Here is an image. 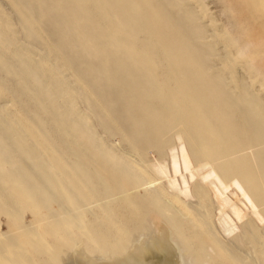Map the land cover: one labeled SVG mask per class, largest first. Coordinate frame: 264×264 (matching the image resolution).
<instances>
[{"label": "bare ground", "instance_id": "obj_1", "mask_svg": "<svg viewBox=\"0 0 264 264\" xmlns=\"http://www.w3.org/2000/svg\"><path fill=\"white\" fill-rule=\"evenodd\" d=\"M160 1H162V0H160ZM56 2L62 4V6L64 7V9L62 11L64 14V15L62 14V20H61V18L57 19V16H56V4L57 3ZM162 2H159L157 0H11V3H12L11 5H13V8L15 10L16 21L20 26L21 33L23 34L22 39H24V41L28 42V43H27V45L22 46L23 48L18 43L14 44L12 36L10 34L7 35V33H6L7 27H4V25L2 23V17L0 16V52H3L1 54L4 55L5 54L4 52H7L6 50H4L5 44L6 45L7 44L8 45L13 44V46L11 47L12 49H10V51L13 53L11 55L9 54L8 56H6V60L9 58L10 62L4 60L3 56L0 55V69L7 70L6 72L9 75H11L14 79H16V81L13 79V82L14 81L16 82V84L18 86L17 89L21 92L24 99L31 103L30 105H31L32 109H30V110L32 112L28 111V109L25 110V113L28 116H30V114H31V115L36 116V117H33L34 119L37 118L38 120L39 119L53 120V122H54L53 123L54 124L53 130H55L57 128V130H59L63 135H69V136L74 137V133H73V128H74L73 124L74 123L72 121L75 118L77 119L79 117V116L77 117V115L80 114V113H78L77 105H76L77 108H75V105L73 107L71 102H70L71 98L68 101L67 98L69 96L67 97L65 95L68 93L62 92L61 96L65 95V97L63 96L65 99L64 100L61 99V100H59V102L65 101L63 107L64 108L66 107L65 109H67V107H68L67 110H69V112H67V113H69L71 116L69 118V120H70L69 123H65L62 121L63 117L60 116V113L56 109V106L53 105L55 100H56L55 98H57V96L60 94V92L62 90V89L60 90V88L58 87V84H60V78H58L56 76V73L58 74V72H57L58 70L56 71V60H58L57 59L58 57L60 59V55H62V54L67 55V56L72 55L71 57L68 56L69 61H68L67 65H64L65 66L64 69H67V70L73 69V71L79 70V71H81L80 73L83 72V73H87V74H90L91 70L95 69L97 74L98 73L99 74L98 75L95 74L92 76L86 75V82L89 84L88 86H89V88H91L90 90H92L94 93L96 92V93L100 94V96L103 99H105L106 102L108 101L110 104H113L114 102L115 103L118 102V101H114V99L116 98V95H113L111 92H108L109 89L104 91V88H103L104 92H101V90L99 88L100 85L102 84L103 86H105V84L107 85L108 82H111V84L110 83H108V84L112 85V83H114L112 85L113 90H115V88H118L119 89L118 91H120V89L122 91L123 86H121V85L124 82L121 80V83L122 82L123 83L120 85L117 83L116 79L115 80L111 79L110 75L111 74L116 75L118 73L117 75H119L121 77L122 75H124V73L127 74L126 65L128 67H131L132 71L137 69V70H135L134 74H136L138 72H140V74H142L143 71L145 73L146 70H144L145 69L144 67L147 65V63L149 61H148V59L145 60L144 57H140V54L148 55V54H151L152 52H156V55H157V53L160 52L161 54L162 53L169 54V56L170 55L172 56V54H174L176 56L175 59H177V58L180 59V57H179L180 55L177 56V53H181V57H182V54L188 55L187 57L185 56L184 59L181 58L182 60H180V61L175 60L173 57H171V59L172 58L173 59L170 60V62L168 64H166L165 68L167 70H164V75H162L163 78H161V81L157 80L158 82L155 83V85L152 84V85H154L155 90H148L144 94V97H148L151 94H153V96L155 94L157 97H159L158 101L162 102L164 109H166V111H169L172 116L169 114V112H168V114L172 117L173 120L176 121V122H174L172 120L174 122V124L176 123L175 125H173V124L172 125L175 128H177L178 131H180V132L176 133L175 139L173 138L175 140V143H173V144L170 143L167 146V149H166L167 152H165V153H167V157H166L167 160L166 161L164 159L163 160L159 159L158 161L156 160L157 162L152 163L150 165H149V163H146V162L144 163V164H147L148 169L153 174L156 175L157 179H160V180L163 179L165 181L164 185L160 184L157 187H155L156 185L153 184V183H156L157 181L156 182L151 181V180L148 181L146 183L147 186L144 187V189L148 190V197L147 198H149V199L154 198L155 199V197H157V196H160L159 198H161V196H164V198H167V199L169 198L167 200L168 202H170V201H174L176 203L181 202L182 208H184L185 205L187 206V204L184 202V199L194 198L195 193L198 195L200 194L199 192H201V191L193 192V190H192V185H198L199 183H197L196 181L197 180L200 181V184L208 187L207 197H210L211 202L213 203V205L216 206V209H215V211L217 212V219L216 220H217L218 224L221 226V229L225 234H230L237 229V225H236V222L234 220L238 221V220H241V218H243V217L247 218V220L244 222V225L242 227L243 228L242 231L247 230L246 234H248L247 237H249V238H247V240L251 246V251L253 252V255H255L259 259L258 264H264V103L257 99L256 95H258V94H256L254 92L257 90H251V92L252 91L254 92V93H251L247 90V89L250 90V88H246L245 86H243L244 83L239 84L238 83L239 81L237 82V80H235V77H237V76L234 77L233 71H229L230 78H231L229 81V82H231L229 88H224L223 85H221L222 88H219L218 84H217V86L215 85L212 87L213 89H210L207 91V86H205V83L202 82L201 78L196 77L195 75H194V77H192L193 79H195V81L193 79H192V81H190V78H187V81L184 80L185 78L173 81L172 78L175 79L178 77L177 75H176V77L174 76V74H177V73H174L173 71L177 70L178 72H183L184 70L190 71V69L194 68L193 73L195 74L197 72H201L200 68H203L202 66H205L204 63L207 61H203V63H200L198 61L191 59L193 52H188V50H190V49H189V47H187L188 44L186 43L187 42L186 36H188L187 35L188 30H186L187 28L184 29L183 28L184 23L181 22V19L177 18L173 15L174 10L171 12V10L168 6V3H165V2L162 3ZM186 2H188V1H186ZM170 5H172V4L170 3ZM175 6H177V5H175ZM13 8H12V10H13ZM240 8H242V7H240ZM185 9H187V8H185ZM189 9H193V8L189 7ZM182 10H184V9H182ZM182 10L180 9V12L185 13ZM58 11H59V9H58ZM239 11L241 12V10H239ZM227 12H229V11L227 10ZM59 13H60V11H59ZM182 13H180V14H182ZM192 13H193V11H192ZM229 13H231V12H229ZM63 16H64V18H63ZM197 16L199 17V15H197ZM236 18H238V17H236ZM232 19H234V18H232ZM59 21H61V22H59ZM233 23H234V21H233ZM165 24H166V26H165ZM261 24H263V22ZM233 25L231 23V26H233ZM252 27H254V26H252ZM200 28H202V27H200ZM215 28H216V25H215ZM44 30L49 32V36H51V40H48L45 37ZM210 30H211V28H210ZM190 32H192V31L190 30ZM140 33L143 36H141V41L140 40L138 41L137 36ZM248 34L250 36L252 33L251 34L248 33ZM245 35H246V33L244 34V36ZM30 36H33L37 42H40L41 44L44 45V48H42V51H36V49L34 48L35 46H33V44L35 42L34 43L32 42V45L29 44L28 40H29ZM206 36H207V34H206ZM212 36H213V34H212ZM246 37H248V35ZM242 38H245V37H242ZM242 38H241V40H242ZM253 38H254V36H253ZM204 41H206V40H204ZM224 42H225V40H224ZM239 42H241V41H239ZM35 44H37V43H35ZM226 44H227V42H226ZM212 45H213V42H212ZM200 46H201V44H200ZM223 46H225V45H223ZM203 48H205V49H203L205 51L206 47H203ZM200 51H201V49H200ZM208 51H210V50H207L205 53H207ZM203 52H199V53L203 54ZM90 54L91 55L94 54V56L87 57V56H91ZM189 55H191V56L189 57ZM219 55H221V54H219ZM224 57H222V58H224ZM50 58H52L51 60H53L52 61L53 63L52 62L50 63V61H49ZM91 58L93 60H92V62H89L88 60H90ZM218 58H220V57H218ZM201 60H202V58H201ZM204 60H205V58H204ZM178 62H179V65H178ZM17 63H19V64H17ZM208 63H207V65H208ZM217 63H219V62H217ZM223 63L224 62L222 61V64ZM62 64H63V62H62ZM201 64H202V66H201ZM219 64H221V63H219ZM227 64H229V63H227ZM109 66H111V67H109ZM150 66L152 67V65H150ZM219 66L222 67V65H219ZM220 69L222 70V68H220ZM223 69H224V67H223ZM237 70H238V68H237ZM170 72H173L174 74L171 75ZM216 72H215V74H216ZM237 72H239V71H237ZM92 73H93V71H92ZM140 74L138 73L139 76H140ZM154 75H156V74H154ZM213 75H214V73H213ZM216 75L219 76L218 77L219 79L221 78L220 77L221 73L219 71H218V74H216ZM223 75H225V74H223ZM4 76L7 77L8 75L4 74ZM131 76H133V75H129L130 78H132ZM73 77H75V76H73ZM129 77H127V78H129ZM76 78H77V76H76ZM108 78H110L109 81H108ZM116 78H118V77H116ZM127 78H126V80H127ZM134 79H135V77H133L132 83H134V81H138V80H136V79L134 80ZM149 79H151V78H149ZM226 79H228V78H226ZM237 79H238V77H237ZM171 80L173 82H171ZM1 81H3V80H1ZM150 81H152V80H150ZM65 82H67V81H65ZM168 82H170L171 84H169ZM213 82H215V81H213ZM217 82H218V80L216 81V83ZM119 83H120V80H119ZM132 83H131V85H132ZM190 83H192V85H190ZM128 84L130 85V82ZM196 84H198V85H196ZM65 85L62 86V88L65 87ZM137 85L139 86L138 89L140 92L142 91L141 89L147 87V86L144 87L143 85H140L139 83H137ZM260 85L261 86L264 85V82L261 80H259V87H260ZM0 86H1V84H0ZM70 86H71V84H70ZM128 86H127V88H129ZM134 86H136L135 83H134ZM132 87H133V85H132ZM4 88H6V85ZM127 88L123 89L124 92L123 91L122 92L126 93V90H127V93H128V90L131 88H129V89H127ZM66 89H67V87H66ZM78 90H80V88ZM90 90H89V92H91ZM139 91L135 92L134 94L140 93ZM233 91H236V92L233 93ZM68 92H69V90H68ZM0 93L3 94L2 92H0ZM16 94H17V90L14 91V95H16ZM84 94H85V91H84ZM129 94H130V92H129ZM134 94H130V95L135 96ZM140 94H142V93H140ZM224 95L225 96L228 95V96H226L228 100L226 98H223V97H225ZM16 96H18V95H16ZM123 96L125 97L126 95L124 94ZM156 96H154V97H156ZM207 96L209 99H207ZM10 97L12 98L14 96H10ZM10 97H9V99H10ZM76 97H73V99ZM113 97H115V98H113ZM124 97H123V99H124ZM141 97H143V96L141 95ZM259 97L261 98V96H259ZM82 98L83 97H81V99ZM84 98H87V97H84ZM128 98L129 97H127V99ZM136 98L138 99V96ZM263 98H264V95H263ZM93 99L95 100V98H93ZM137 99H136V101H137ZM12 100H13L12 103H14V102L17 103V101L19 99H17V100L12 99ZM210 100H211V102L209 103ZM111 101H114V102L111 103ZM140 101H142L143 103H146V100L145 101L140 100ZM140 101L138 99L137 103L141 104ZM148 101H150V100H148ZM175 101L179 105L180 104L182 105L181 108H183V111L179 112L180 108H179V106H177L178 104L176 105L177 107L172 106V105L176 104ZM262 101H263V99H262ZM82 102L85 103L83 100H82ZM128 102H130V101H128ZM128 102H127V105L129 104ZM3 103L0 104V112L3 111V113H4V111H5V114H3L1 112L2 115L0 116V149L4 150L5 152H8L10 149H11V151L12 150L17 151V153L20 156L19 157L20 159L18 160L15 157L18 160V165L16 164L17 166L14 168L16 171V173L14 175L11 176L10 174H8V172L10 170L8 172H6L7 170L6 171L3 170L5 172V174L3 176H0V200L3 203L10 205V206L16 200L17 201L18 200H23V201L33 200L34 196H36L37 193L42 192L44 189H50L51 186L55 185V183H56L55 176L60 175V173L62 175L59 177H61V179L63 181L66 179L65 176L74 180L75 176H76L75 166L73 164L70 165L68 162H62L60 159L62 154L59 157L60 153L59 154L57 152L55 153L54 152L55 149L51 148L52 146L45 145V151L41 152L40 149H39L40 151L37 149V151H38L37 153H33L31 151H28V149H25L26 146L23 145V143L19 137L25 136V135H27V133L24 132V129L22 128V126H21V128L18 127L20 124L19 125L15 124V125H17L15 127L14 124H12L8 121L10 119V114H9L10 112H7V111L12 110L10 108L12 106L9 107L8 103L7 104H5V103L3 104ZM118 103H116V104L118 105ZM121 103H122V101L120 102V104ZM131 103L133 104V102H131ZM20 104H18V105H20ZM73 104H76V103H73ZM99 104L97 103V105H99ZM105 104H107V103H105ZM116 104H114L115 107H116ZM120 104H119V109H120ZM132 104L129 106H132ZM22 105L23 104H21V106ZM61 105H63V103H61ZM84 106L87 108V106L85 104H84ZM18 107H20V106H18ZM23 107L25 108V106H23ZM100 107L102 108V106H100ZM109 107L107 106V108H109ZM115 107H112V109H110L111 108L110 107L109 109H110V111L113 110V111H115V113H118V111H117L118 106L114 110ZM123 107H124V105H123ZM61 108H62V106H61ZM109 109H108V111H109ZM131 110H134V109H131ZM142 110H144V109L142 108ZM119 111H122V109H120ZM18 112H19V110H18ZM22 112H24V111H22ZM80 112H82V111H80ZM93 112L94 111H92V113ZM132 113H133V111H132ZM132 113L131 114L129 113V114L132 115ZM105 114H107V113H105ZM112 114H114V113H112ZM129 114H128V116H130ZM41 115H45V116H41ZM83 115H81V116H83ZM137 115L140 116L139 114H137ZM116 116H119V118L121 117L119 114H117ZM22 117H24V115H22ZM83 118H84V116H83ZM119 118H117L119 120L117 122L118 123L122 122L123 127L126 126L125 129L127 128L126 130H127L128 135L137 139V142H136V139L134 140V142H136L137 146L142 145V142L144 141L145 136H147L149 134H151L150 136H153V134L151 133L152 130L150 128V126H151L150 123H152V122L149 119H148L149 123H147V124L144 123L143 126H140V129L136 130L134 128V125L130 124V123H132L130 121L131 116H130V119H129V117L125 119V120L129 119L128 120V121H130L129 123H127L128 121L123 122L122 121L123 119H119ZM153 119H154V117H153ZM15 120L16 119H14V121ZM17 120L20 121V119H18V117H17ZM155 120L156 121L159 120L158 117H155ZM160 120H162V119H160ZM30 121H31V119H30ZM77 121H76V123H77ZM108 121L111 122V120H108ZM15 122L17 123V121H15ZM24 122H27V121L25 120ZM34 122H35V120H34ZM78 122H80V121H78ZM139 122H140V120H139ZM100 123H101V120H100ZM154 123H153V125H154ZM126 124H128V126ZM113 125H114V122H113ZM130 125L132 126L131 128H130ZM25 126H26V123H25ZM154 126H156V125H154ZM28 127H29L28 130L29 129L33 130V132L37 135V138H38V136H40V138H41L42 135L47 136V134L44 133L45 131L43 128L44 127L43 124H38L35 122V123H33V125H29ZM114 127H116V125ZM118 128L119 127H117L116 129L118 130ZM103 129H104V127H103ZM116 129H115V131H116ZM137 133H143V134L139 135ZM107 134H108V132H107ZM136 134L140 137H136ZM119 135H122V134H119ZM93 137H94V135H93ZM149 137H147V138H149ZM151 138H155V137H151ZM157 138H158V136L156 137V141H154V144H155V142H157ZM43 139H44V137H43ZM95 139H93V140H95ZM122 139H125V138L123 137ZM145 139H146V137H145ZM150 139H149V142H150ZM74 140H76V139L74 138ZM127 140H126V142H127ZM47 141H49V140H47ZM47 141H44L45 144ZM63 141L66 142V140H63ZM97 142H100V141H97V139H96V144H97ZM30 143H31V141H30ZM74 143L80 151L83 149V153L89 154V151H87L85 148H83V145H81L77 141H74ZM40 144H43V143H40ZM52 144H53V142H52ZM103 144H105V143L103 142ZM132 144L134 146V143H132ZM143 144H145V143H143ZM99 145H101V143ZM99 145H98V148H100ZM101 146H103V145H101ZM53 147L55 148V146H53ZM162 147H163V145H162ZM103 148L101 149V151L105 150V147H103ZM56 149H57V147H56ZM137 149H135V150L137 151ZM70 150H71V148H70ZM128 150H129V148H128ZM57 151H58V149H57ZM73 152H74V150H73ZM103 152H105V151H103ZM106 153H107V151H106ZM125 153H127V152H125ZM131 153H133V152H131ZM85 156H88V155H85ZM71 157H73V156H71ZM106 157H107V155H106ZM49 158L50 159L52 158L59 163V164L52 165V170H48V166H49L48 163H50ZM133 158H134V156H133ZM159 158H161V156H159ZM89 159H92L91 155L89 156ZM192 159H196V164H193ZM103 161H105V160H103ZM73 162H75V161H73ZM77 162H78V160H77ZM237 162H242V164L237 163ZM243 162H245V163H243ZM6 163H8V162H6ZM9 164H11V163H9ZM9 164H8V166H9ZM91 168H96V167H91ZM196 168H202V170L200 172H198ZM61 169L64 171L66 170L65 176H64L63 172L60 171ZM142 173L144 174V172H142ZM0 175H2V174H0ZM144 176H145V174H144ZM145 177H147V175ZM78 178H82V177L78 176ZM86 179H87V176H86ZM147 180H149V179L147 178ZM81 182H83L84 184L79 183V185H81V186L83 185L84 187L88 186L87 182L84 179L81 180ZM190 183H193V184L190 185ZM94 184H96V181L94 182ZM76 186H77V184H76ZM152 187H154V188H152ZM71 188H73V187H71ZM58 189H59V187H58ZM133 189H135V188H133ZM80 190H81V188H80ZM80 193H82V192H80ZM70 194H71V191H70ZM115 194L118 195V193H115ZM87 195H88V193H87ZM130 196H132V195H130ZM134 196H136V195H134ZM76 197H77V195H76ZM81 198H82V195H81ZM113 199H115V198H112V200ZM121 199L119 198L120 201H121ZM142 199H143V201H145L144 198H142ZM84 201L86 202V200H84ZM125 201H127V200L125 199ZM128 201L131 202V199H128ZM68 202H69L68 206H70L69 208L64 207V206L61 207V208H63L64 211H66L65 215L68 217V218L67 217L66 218L68 219V221L71 224L75 225V227L82 225L80 228H81L83 235L87 236L90 240L97 238V239H100L101 241L107 239L109 241L111 240L114 242L115 241L114 238H116V240H118V238L120 236L122 238V236L124 235V234H122L123 233L122 227L118 226L119 225L118 221L116 220V218H114L115 215L113 216V214L110 213L109 208L106 206L104 200H102L100 198H96L95 200H92V202H90V203H83L81 205H78L76 203L74 204V202L72 201V198L70 197V198H68L67 203ZM160 202H159V204L162 203V202L161 203ZM114 203H116V201ZM147 203H149V202H147ZM178 204H177V206H178ZM126 205H127V203H126ZM168 205H170V204H168ZM91 206H95L97 208L95 213H92V210H90ZM151 206H152V204H151ZM171 206H173V204ZM174 206H176V205H174ZM131 208H132V206H131ZM139 208H141V207H139ZM155 208H156V206H155ZM189 208H191L192 210H196V211L194 212L195 214L190 209L188 210V213L183 212L184 214L182 215V217H183L182 219L187 220L185 222L186 226H184L183 228H181V226L174 228L172 225H169L167 219L163 218L161 215H158V214L155 215L157 217V219H159L158 223L160 222L161 225L162 224L164 225V223L167 222L166 223L167 228L165 225H164V227L156 226L155 230L159 235H163L165 242L168 244V250L170 249L169 255H170L171 259L170 258L169 259L171 260V262H170L171 264H191L190 260H193L194 257H201L202 258L203 257L202 256V253H203L202 247L203 246L205 247L206 250L211 249L208 252H210V253H212V251L215 252V253H212V254H215L214 260H222V261H225L227 264H255L249 259L248 255L238 257L239 260H237V261L234 260V258L232 256H230V254L228 252V248H226L227 246L223 245L222 243H220L219 240L216 239V236L214 235V233L211 229V225H210L211 222L209 221V219H206V217L204 216L205 215L204 212L203 211L202 212L197 211L200 208L198 201L195 203L194 206H189ZM166 210H168V209H166ZM135 211H136V209H135ZM179 211H180V209H179ZM126 212H128V210ZM141 212H143V211H141ZM120 213H119V215H120ZM243 213L245 216L242 217ZM53 214H55V213H53ZM131 214H132V212H131ZM62 215H64V214H62ZM142 215H143V213H142ZM174 215H172V216H174ZM53 217H55V216H53ZM135 217H137V215ZM168 218H170V217H168ZM130 219H131V217H130ZM148 219H150V218H148ZM178 219H179V216H178ZM62 220H63V218H62ZM150 221H152V220H150ZM177 221H179V220H177ZM82 222H84V225L82 224ZM47 224H49V223H47ZM139 224H140V222H139ZM38 226L40 228V223ZM256 226H259L260 228H257ZM22 227H27V226L22 225ZM13 228H15V227H13ZM60 228H61V225H60ZM49 230H51V228H49ZM40 231H41V229H40ZM53 231L54 230H52L51 232L53 233ZM26 233H25L26 236L23 238L27 237ZM33 234H34V232H33ZM68 235H70V234H68ZM126 235H128V234H126ZM129 235H130V233H129ZM129 235L127 236V238L129 237ZM204 235L207 236V239L209 241L208 243L205 241L207 239H204ZM27 238H29V237H27ZM37 238H38V236H37ZM53 238H55V237H53ZM22 240L26 241L25 239H22ZM39 240H38V242H39ZM85 240H86V238H85ZM21 241H19V242H21ZM120 241H121V239H120ZM55 242L57 243L56 240H55ZM74 242L73 243L75 244V247L78 248V246H80V248H81V245H79L80 241L74 240ZM124 242H125V240H124ZM89 243H91V242H89ZM95 243H97V242H95ZM125 243H127V241ZM205 243L207 245H205ZM33 244L34 243H32V246H33ZM107 246H106V248H107ZM116 246H117V244H116ZM23 247H25V246H23ZM23 247H22V249H23ZM41 247L45 248V246H43V245ZM51 247H52V245H51ZM60 247H58V248L60 249ZM90 248H91V246H90ZM106 248H104V249H106ZM120 248L122 249V247H120ZM1 249H2V243H0V250ZM11 249L14 250L15 252L17 251L15 249H13V247L9 248V250H11ZM74 249L75 248H73V250ZM82 249H80L79 251H81ZM9 250H7V252ZM94 250H95V248H94ZM94 250H92V251H94ZM21 251H20V253H18L19 256L21 254ZM79 251H77V252L80 253ZM104 251H102V252H104ZM3 252L4 251L2 250V253ZM46 254H47V252H46ZM0 255L2 256L1 252H0ZM109 255L106 253L104 255L99 256V258L100 257L102 259L103 258H110V257L117 256L118 254H114L112 256H109ZM16 256H18V255H16ZM46 256L49 257L50 255L47 254ZM9 257H11V255H9ZM75 257H76V255H75ZM2 258H4V257L2 256ZM2 258H0V259H2ZM56 258H58V257H56ZM19 259H21V256ZM29 259H31V257ZM55 259H52V261L53 260L55 261ZM140 259H141V256H140ZM6 260H8V259H6ZM2 261H3V259H2ZM165 261L167 262V259ZM165 261L163 260L162 262H164V264H166ZM3 262H5V259ZM24 262H26V263H24ZM28 263H29V261H28ZM32 263L34 264L33 261H32ZM23 264H27V261L26 260L23 261ZM159 264H163V263H159Z\"/></svg>", "mask_w": 264, "mask_h": 264}, {"label": "rangeland", "instance_id": "obj_2", "mask_svg": "<svg viewBox=\"0 0 264 264\" xmlns=\"http://www.w3.org/2000/svg\"><path fill=\"white\" fill-rule=\"evenodd\" d=\"M157 1H159V2L163 1L165 3H168V6H169L171 12L174 10L173 15L175 17L181 19V22L184 23V27H183L184 29L187 28L186 30H188V34H187L188 36H186V41H187L186 43L188 44L187 47H189V49H190V50H188V52H193L192 53L193 55L192 56L189 55V57L191 56L192 60L198 61L200 63H203V61H207L204 63L205 66H202V64H201V66L203 67V68H200L201 72H197L195 74L193 73L194 68L190 69V71L184 70L183 72H178L175 69L176 71H173V72L177 73V74L170 72L171 75L174 74L175 77H176V75L178 76L175 79L172 78L173 81L179 80L182 78H185L184 79L185 81H187V78H190V81H192V79H193L192 77H194V75H195L196 77H199L202 79V82H204L205 86H207V91L210 89H213L212 87L215 85L217 86V84H218L219 88H222L221 85H223L224 88H229V86L231 84V82H229L231 79L229 71H233L234 77L237 76L239 79L238 80L237 77H235V80H237V82L239 81L238 82L239 84L244 83L243 86H245L246 88H250V90L247 89L249 92H251V90H257V91H254L256 94H258V95L255 94L257 96V99L264 103V98H263L264 85L263 86L260 85V87H259V80L264 82V27H263L264 26V21H263L264 20V0H248V1L247 0H222V1L221 0H171V1L170 0H162V1L157 0ZM186 1H188V2H186ZM170 3L172 5H170ZM11 4H12L11 0H0V16L2 17V23H3L4 27H7V31H6L7 35L10 34L12 36L14 44L18 43L22 47L24 45H27L28 42H25L24 39H22L23 34L20 31V26L17 23L16 17H15V10L13 8V5H11ZM175 5H177V6H175ZM189 7L193 8V9H189ZM240 7H242V8H240ZM12 8H13V10H12ZM185 8H187V9H185ZM58 9H59L60 13H59ZM63 9H64V7L62 6V4H60V3L56 4L57 19L61 18V20H62ZM180 9L181 10L184 9L182 11L185 13L180 12ZM227 10L231 13L227 12ZM239 10H241V12ZM252 10L254 12L255 11L256 12L254 13ZM192 11H193V13H192ZM180 13H182V14H180ZM190 15L191 16L193 15V16L191 17ZM197 15H199L200 18ZM235 16L238 18H236ZM63 18H64V16H63ZM232 18H234L235 20ZM233 21H234V23H233ZM59 22H61V21H59ZM230 22L232 23V25L234 24L233 25L234 27L231 26ZM260 22L261 23L263 22V24H261ZM215 25H216V28H215ZM165 26H166V24H165ZM252 26H254V27H252ZM200 27H202V28H200ZM210 28H211V30H210ZM190 30L192 32H190ZM245 33H246V35L244 36ZM248 33H250V34L252 33L251 34L252 36L251 35L249 36ZM44 34L48 40H51V36H49V32L44 30ZM206 34H207V36H206ZM212 34H213V36H212ZM247 35H248V37H246ZM141 36H143L141 33L138 34V36H137L138 41L139 40L141 41ZM253 36H254V38H253ZM242 37H245V38H242ZM241 38H242V40H241ZM204 40H206V41H204ZM224 40H225V42H224ZM28 41H29V44H31V45H32V42L37 43V44H35V43L33 44V46H35L34 48L36 49V51H42V48H44V45L41 44L40 42H37L33 36H30ZM239 41H241V42H239ZM212 42H213V45H212ZM226 42H227V44H226ZM200 44H201V46H200ZM222 44L225 46H223ZM12 46H13V44H9V45L5 44L4 45V47H5L4 50L7 51V52H4L6 55L1 54L3 52H0V55L3 56L4 60H6V56H8L9 54L11 55L13 53L10 51V49H12L11 48ZM203 47H206L205 51L203 50V49H205ZM199 48L201 49V51ZM207 50H210L211 52L208 51L207 53H205ZM199 52H203V54L199 53ZM152 53L148 54V55L140 54V57H144L145 60L148 59V61H149V62L147 61L148 63L144 67L145 68L144 70H146L145 73H144V71L142 72V74H140V72H138L140 74V76L138 75V73L134 74L135 70H137V69L132 71V68L128 67L127 65H126L127 74L124 73V75H122L121 77L119 75H117L118 73L116 75H112V74L110 75L111 76L110 78L114 79V80L116 79L118 84L121 85L124 82L123 83L124 85L123 84L121 85L124 87V88L122 87V91H123V89L127 88V86L129 85L128 83L130 82V85L128 87L131 89L127 88V89H129L128 93H127V90H126V93H123L124 91L122 92L121 89H120V91H118L119 90L118 88H115V90H113L112 85L114 83H112V85H110L111 82H108L110 84H108L106 82L107 85L105 84V86H103L102 84L100 85L99 88H100L101 92H104L105 90L109 89L108 92H111L113 95H116V98L115 97H113V98H115L114 101L119 102V103L116 102V103H118V105L114 101H111V103L114 102L113 104H110L108 101L106 102V100L103 99L100 96V94H98L96 92L94 93L92 90H90L91 88H89V86H88L89 84L86 82V75H91V76L95 75V74L98 75L99 73L97 74L95 69L91 70L90 74L83 73V72L80 73L81 71H79V70L73 71V69H71L73 71L72 72L70 69H68V70L64 69V67H65L64 65H67V63L69 61L68 56H70V55L67 56V55L62 54V55H60V59H59V57L57 58L58 60H56V71L58 70L57 71L58 74L56 73V76L58 78H60V84H58V87L60 88V90L61 89L62 90H61L60 94L57 96V98H55L56 100H55L53 105L56 106V109L60 113V116L63 117L62 121L65 123H69L70 122L69 118L71 117L70 114L67 113V112H69V110H67L68 107H67V109H65L66 107L65 108L63 107L65 101L59 102V100L65 99L64 98L65 95L67 97L69 96L67 98L68 101L70 98L73 100L72 101L70 99V102H71L73 107H74V105H75V108L78 107L77 108L78 113H80L81 115L84 114L83 115L84 118H83V116H81L79 114V115H77V117L79 116L78 117L79 119L75 118L72 121L74 123L73 124L74 137L69 136V135H63L59 130H57V128L55 130H53V125H54L53 120H48V119H44V120L39 119L38 120L37 118L34 119L33 117H36V116L31 115V114H30V116H28L25 113V110L28 109V111L32 112L30 110V109H32L31 105H30L31 103L26 101L24 99L23 95L21 94V92L17 89L18 86L15 82L16 79H14L11 75H9L6 72L7 70L0 69V84H1L0 92L3 93V94L0 93L1 94L0 95V104H2L4 102L5 104L8 103L9 107L10 106L13 107V108L10 107L12 110L7 111V112H10L9 113L10 119L8 121L14 125L20 124L18 127L21 128V126H22V128L24 129V132L27 133V135L19 137L21 139L23 145L26 146L25 149H28V151H31L33 153H37L38 152L37 149L38 150L40 149L41 152H44L45 151V145L52 146L51 148L55 149V151H54L55 153L56 152L58 154L60 153L59 157L62 154L61 157L62 156L63 157L62 158L60 157L62 162H68L70 165L73 164L75 166V173H76L75 179L73 178L74 180H72V179L65 176L66 170L64 171L61 169L60 171L63 172V174L66 178L64 180L65 182L61 179V177H59L62 175L61 173L58 176L56 175L55 176V178H56L55 185L51 186L50 189H44L42 192L37 193V195L34 196L33 200H30V201H23V200L17 201L16 200L11 206L3 203L0 200V243H2V249L0 250V252H1L2 256L4 257V258H2V256L0 255V258H2L3 261L5 259V262H3L2 259H0V264H23V261H25V260L27 261V264H29L30 262H31L30 264H33L32 261L34 262V264H159V263L164 264V262H162V261L163 260L165 261L166 259H167V262L165 261L166 264H168V263L171 264L170 263L171 257L169 255L170 249L168 250V244L165 242L163 235H159L155 230L156 226L164 227V225L166 226L167 222L166 223L163 222L164 225L163 224L161 225L160 222L158 223L159 219H157V217L155 215L158 214V215H161L163 218L167 219L169 225H172L174 228H177L180 226H181V228H183L184 226H186L185 222L187 220H183L182 215L184 213H188L189 209L192 210L191 208H189V206H194L197 201L200 205V208L202 207L201 209L199 208L200 210L198 209L197 211H200V212L203 211L204 212V214H205L204 216L206 217V219H209V221L211 222L210 223L211 229H212L214 235L216 236V239L219 240L220 243H222L223 245L227 246L226 248H228V252H229L230 256H232L234 258V260L237 261V260H239L238 257L248 255L249 259L253 263H255V264L259 263V259L255 255H253V252L251 251V246L247 240V238H249V237H247L248 234H246L247 230L242 231V229H243L242 227L244 225V222L247 220L246 217H243V216H245L244 213L242 214L243 218H241V220H238V221L234 220L236 222L237 229L230 234H225L222 231L221 226L218 224V222L216 220L217 219V212L215 211L216 206L213 205V203L211 202V198L207 197L208 187L200 184V181H198V180L196 181L197 183H199L198 185H192L193 183H190V185H192L193 192H195V191H201V192H199L200 193L199 195L195 193L194 198L184 199V202L187 204V206L185 205L186 208L185 207L182 208L181 202H178L179 203L178 204L174 201H170L173 204V206H171L172 204L167 201L169 198L168 199L164 198V196H161V198H159L160 196H157V197H155V199L154 198L153 199L147 198L148 197V190L144 189V187L147 186L146 183L148 181H150V180L154 181V182L157 181L156 183H153L156 185L155 187H157L160 184L164 185L165 181L163 179H161V180L157 179L156 175L153 174L148 169L147 164H144V163L146 162V163H149V165H150L152 163L157 162L159 159H161V160L164 159L166 161L167 160L166 159L167 153H165V152H167L166 151L167 146L170 143H172V144L175 143V140H174L175 135L177 132H180V131H178L177 128H175L173 126L176 124V123L174 124V122H176V121L172 119V117H171L172 115L170 114V112L166 111V109H164L162 102L158 101L159 97H157L155 94H154V96H156V97H154L153 94L149 95L150 93L148 94L149 95L148 97H144V94L148 90H155L154 89L155 83H157L159 80L161 81V78H163L162 75H164V70H167L165 68L166 64H168L170 62V60H172L173 58L174 59L176 58V56L174 54H172V56L171 55L169 56V54H164V53L161 54L160 52L157 53V55H156V52H152ZM219 54H221L222 56ZM92 56H94V54H92L91 56H87V57H92ZM177 56H179L180 59L177 58L175 60L180 61V60L184 59L185 56L187 57L188 55L182 54V57H181V53H177ZM171 57H173V58L171 59ZM218 57H220V58H218ZM222 57H224V58H222ZM201 58H202V60H201ZM204 58H205V60H204ZM51 59L52 58H50V60L48 59L50 61V63L53 61ZM92 60L93 59L91 58L88 61L92 62ZM6 61H9V58ZM61 61L63 62V64ZM216 61L221 63V64L217 63ZM222 61L224 62L223 64H222ZM207 63H208V65H207ZM227 63H229V64H227ZM17 64H19V63H17ZM150 65H152L153 68ZM178 65H179V62H178ZM219 65H222V67H220ZM109 67H111V66H109ZM223 67H224V69H223ZM220 68H222V70ZM237 68H238V70H237ZM92 71H93V73H92ZM218 71L221 73L220 79L218 78L219 76L216 75V74H218ZM237 71H239V72H237ZM215 72H216V74H215ZM213 73H214V75H213ZM4 74L8 75V76L6 77V76H4ZM154 74H156L157 76ZM223 74H225V75H223ZM129 75H133V76H131L132 78H130ZM73 76H75V77H73ZM76 76H77V78H76ZM116 77H118V78H116ZM125 77L126 78L129 77V78H127V80H126ZM133 77H135V79L138 80V81H134L136 86H134V83H132ZM110 78H108V81ZM149 78H151V79H149ZM226 78H228L229 80ZM13 79L15 80L14 82H13ZM1 80H3V81H1ZM119 80H120V83H119ZM121 80L123 81L122 83H121ZM150 80H152V81H150ZM172 80H171V82H173ZM193 80L195 81V79H193ZM217 80H218V82L216 83ZM65 81H67V82H65ZM213 81H215V82H213ZM66 83L67 84L69 83L68 84L69 86ZM131 83H132L133 87H132ZM137 83H139L140 85H143L144 87L145 86H147V87L141 89L142 91L140 92L138 89L139 86L137 85ZM168 83L171 84L170 82H168ZM192 83H190V85H192ZM70 84L72 87L70 86ZM152 84H154V85H152ZM5 85H6V88H4ZM64 85H65V87L62 88V86H64ZM196 85H198V84H196ZM66 87H67V89H66ZM79 88H80V90H78ZM103 88H104V91H103ZM16 90H17L16 95H18V96L14 95V91H16ZM68 90L70 93L68 92ZM89 90L91 92H89ZM84 91H85V94H84ZM138 91L142 94H140V93L134 94L135 92H138ZM62 92L68 93V94L61 96ZM129 92H130V94H134L136 97L138 96L139 101L140 100H144V101L146 100V103H143L142 101H140L141 104L137 103L138 99L135 96L130 95ZM234 92H236V91H233V93ZM254 92L252 91L251 93H254ZM124 94L129 98L127 99L126 96L124 97L123 96ZM141 95L144 98L141 97ZM10 96H14V97L11 98ZM226 96H228V95H226ZM226 96L223 98L227 99ZM259 96H261V98ZM9 97H10V99H9ZM73 97H76V98L73 99ZM81 97H83V98L81 99ZM84 97H87V98H84ZM123 97L125 100L123 99ZM93 98H95V100ZM135 98L137 99V101ZM12 99H15V100L19 99V100L17 101V103L14 102L15 103L14 104V103H12L13 102ZM207 99H209L208 96H207ZM262 99H263V101H262ZM82 100L85 103H83ZM148 100H150V101H148ZM121 101H122V103L120 104ZM128 101H130V102H128ZM96 102L98 104L99 103L100 104L97 105ZM127 102L129 103L128 105H127ZM131 102H133V104ZM210 102H211V100L209 101V103ZM20 103L23 105L21 106ZM61 103H63V105H61ZM73 103H76V104H73ZM105 103H107V104H105ZM130 103L132 104V106H129V105H131ZM175 103L176 104L172 105V106H175V107L179 106V108L181 109V110L179 109V112L183 111V108H181L182 105L181 104L179 105L176 101H175ZM18 104H20V105H18ZM84 104L87 106V108L89 110L90 109L91 110L89 111L84 106ZM114 104H116V107L118 106L117 107L118 113H115V111H113V110L110 111V109H112V107H115ZM119 104H120V109H122V111H119L120 110ZM76 105H77V107H76ZM123 105H124V107H123ZM18 106H20V107H18ZM23 106H25V108ZM61 106H62V108H61ZM100 106H102V108ZM107 106L108 107L110 106L111 108L109 107L110 108L109 109V108H107ZM116 107L114 108V110L116 109ZM142 108L144 110H142ZM108 109H109V111H108ZM131 109H134V110H131ZM18 110H19V112H18ZM21 110L24 112H22ZM80 111H82V112H80ZM92 111H94V112L92 113ZM132 111H133V113H132ZM1 112L3 113V111H1ZM1 112H0V116L2 115ZM104 112L107 114H105ZM168 112L171 116L168 114ZM112 113H114V114H112ZM129 113L130 114L132 113V115H130ZM3 114H5V111ZM117 114H119L121 117L119 118V116H116ZM128 114L131 116V119H130V116H128ZM137 114H139L140 116H138ZM22 115H24V117H22ZM26 115L29 118L31 117L30 118L31 121ZM41 116H45V115H41ZM122 116L123 117L125 116V117L123 118ZM17 117H18V119H20V121L17 120ZM128 117H129L130 121L132 122L130 124H133L134 128L136 130L140 129V126H143L144 123L145 124L149 123L148 121L150 120L152 122V123H150L152 126V127L150 126V128L152 130L151 133L153 134V136H150L151 134L145 136L146 139L144 137V141L142 142V145L137 146L136 145L137 139L128 135L127 130H126L127 128L125 129L126 126L123 127L122 122H119V123L117 122V121H119L117 118L123 119L122 120L123 122H127L129 119H127V120H125V119ZM153 117H154V119H153ZM155 117H158L159 120L156 121ZM14 119H16L15 121H17V123L14 121ZM160 119H162V120H160ZM25 120L27 122H24ZM34 120L36 123L44 125V127H43L44 131H45L44 133L47 134V136L42 135L41 138H40V136H38V138H37V135L33 132V130H31V129L28 130V128H29L28 126L33 125V123H35ZM77 120L80 121L81 123L78 122ZM100 120H101V123H100ZM108 120H111V122ZM139 120H140V122H139ZM76 121L78 124L76 123ZM130 121H128L127 123H129ZM113 122H114V125H113ZM25 123H26V126H25ZM153 123L156 126H154ZM101 125L104 127L105 130L103 129V127ZM115 125H116V127H114ZM126 125L128 126V124H126ZM16 126L17 125H15V127ZM117 127H119L118 130L116 129ZM131 127L132 126L130 125V128ZM115 129H116V131H115ZM107 132H108V134H107ZM119 134H122V135H119ZM137 134L142 135L143 133H137ZM137 134H136V137H140ZM93 135H94V137H93ZM157 136H158L157 142H155V144H154V141H156ZM43 137L45 140L43 139ZM123 137L126 140L128 139L127 142L125 139H122ZM147 137H149V138H147ZM151 137H155V138H151ZM74 138L76 140H74ZM95 138L97 139V141H100V142H97V144H96ZM93 139H95V140H93ZM135 139H136V142H134ZM149 139H150V142H149ZM29 140L31 141L32 144L30 143ZM47 140H49L50 142ZM63 140H66V142H64ZM44 141H47L46 144ZM74 141H77L78 143L83 145V148H85L87 151H89V154L83 153V149L80 151L76 147ZM52 142H53V144H52ZM103 142L105 144H103ZM40 143H43V144H40ZM100 143L103 146L99 145ZM132 143H134V146ZM143 143H145L146 145ZM98 145L100 148L105 147V150H103L105 152L101 151L102 148L101 149L98 148ZM162 145H163V147H162ZM53 146H55V148ZM56 147H57L58 151H57ZM70 148H71V150H70ZM128 148H129V150H128ZM135 149H137V151ZM73 150H74V152H73ZM12 151L10 149L8 152H5L4 150L0 149V170H1L0 174H2L0 176H3L5 174V172L3 170H5V171L7 170L6 172H8L10 170L8 172V174H10L11 176L16 173L14 168L18 165V160L20 159L19 158L20 156L17 153V151H15V150H12ZM106 151H107V153H106ZM125 152H127L128 154ZM131 152H133V153H131ZM85 155H88V156H85ZM90 155H91L92 159H89ZM106 155H107V157H106ZM71 156H73V157H71ZM133 156H134V158H133ZM159 156H161V158H159ZM77 160H78V162H77ZM103 160H105V161H103ZM55 161L56 160H54L52 158L49 160L50 163H48V165H49L48 170H52V165L59 164L57 161L56 162ZM73 161H75V162H73ZM6 162H8V163H6ZM192 162H193V164H196V159H192ZM9 163H11V164H9ZM237 163L242 164V162H237ZM243 163H245V162H243ZM8 164H9V166H8ZM91 167H96V168H91ZM196 169L198 172H200L202 170V168H196ZM142 172H144L145 176L147 175V177H145ZM78 176L82 177V178H78ZM86 176H87V179H86ZM147 178L149 180H147ZM83 179L87 182L88 186L84 187L83 185L82 186L79 185V183L84 184L83 182H81V180H83ZM95 181H96V184H94ZM76 184H77V186H76ZM58 187L60 190L58 189ZM69 187L70 188L73 187V188L70 189ZM79 187L81 188V190ZM133 188H135V189H133ZM152 188H154V187H152ZM70 191H71V194H70ZM80 192H82V193H80ZM87 193H88V195H87ZM115 193H118V195H116ZM129 194L132 196H130ZM76 195L78 198L76 197ZM81 195H82V198H81ZM134 195H136V196H134ZM70 197L72 198V201L74 202V204L76 203L78 205H81L83 203H90V202H92V200H95L96 198H100V199L104 200L106 206L109 208L110 213L113 214V216L115 215L114 218H116V220L118 221V224H119L118 226L122 227V229H123L122 234H124V235L122 236V238H121V236L118 238V240H116V238H114L115 241L113 242V241H111V240L109 241L107 239L101 241L100 239H97V238L90 240L87 236H84L82 231H81V228H80L82 225L75 227V225L71 224L67 219L68 217L65 215L66 211H64L63 208H61L62 206L68 207V208L70 207V206H68L69 202L67 203L68 198H70ZM112 198H115L116 200L115 199L112 200ZM119 198L120 199L122 198L121 201L119 200ZM142 198H144L145 201H143ZM125 199L127 201H125ZM128 199H131V202H129L130 200L128 201ZM84 200H86V202ZM115 201H116V203H114ZM147 202H149V203H147ZM159 202L161 204H159ZM126 203H127V205H126ZM151 204H152V206H151ZM168 204H170V205H168ZM177 204H178V206H177ZM174 205H176V206H174ZM131 206H132V208L135 206L133 208L134 210L131 208ZM155 206H156V208H155ZM139 207H141V208H139ZM135 209H136V211H135ZM166 209H168V210H166ZM179 209L182 213L179 211ZM90 210H92V213H95L97 208L95 206H91ZM125 210L126 211L128 210V212H126ZM130 211L132 212V214ZM141 211H143V212H141ZM192 211L194 213L196 210H192ZM53 213H55V214H53ZM119 213L121 216L119 215ZM142 213H143V215H142ZM62 214H64V215H62ZM136 215H137V217H135ZM172 215H174V216H172ZM53 216H55V217H53ZM178 216H179V219H178ZM130 217H131V219H130ZM168 217H170V218H168ZM62 218L64 221L62 220ZM148 218H150V219H148ZM148 220L149 221L152 220V221L149 222ZM177 220H179V221H177ZM139 222H140V224H139ZM39 223H40V228L38 226ZM45 223L46 224L49 223V224L46 225ZM82 224L84 225V222H82ZM22 225L27 226V227H22ZM60 225H61L62 229L60 228ZM47 226L49 228H51V230H49V228ZM13 227H15V228H13ZM256 227L260 228L259 226H256ZM166 228H167V226H166ZM40 229H41V231H40ZM52 230H54L53 233L51 232ZM33 232H34V234H33ZM128 232L130 233V235ZM25 233L27 234V237H29L30 239L27 237L23 238L26 236ZM68 234H70V235H68ZM126 234L129 235L128 238H127L128 235H126ZM37 236H38V238H37ZM205 236L206 235H204V239H207V236L206 237ZM53 237H55V238H53ZM85 238H86V240L87 239L88 240L86 241ZM22 239H25L26 241H24ZM73 239L75 241H80L79 245H81V248H80V246H78V248L75 247V244H74L75 242ZM120 239H121V241H120ZM123 239L125 240V242L127 241V243H125ZM18 240L19 241L22 240L23 242L22 241L19 242ZM38 240H39V242H38ZM55 240L57 241V243L55 242ZM205 241L207 243L209 242L208 239ZM89 242H91V243H89ZM95 242H97V243H95ZM32 243H34L36 246L34 244L32 246ZM115 243L117 244V246ZM119 244L120 245L122 244V245L120 246ZM42 245L45 246V248L44 247L42 248L41 247ZM51 245H52V247H51ZM205 245H207V244L205 243ZM23 246H25V247H23ZM90 246H91V248H90ZM106 246L109 250L106 248ZM12 247H13V249H15L17 247L15 249L17 251L15 252L12 249L9 250V248H12ZM22 247L24 250L22 249ZM58 247H60V249ZM120 247H122V249ZM73 248H75V249L73 250ZM94 248H95V250H94ZM104 248H106V249H104ZM80 249H82V250L79 251ZM2 250L4 251L3 253H2ZM7 250H9L10 252L9 251L7 252ZM92 250H94V251H92ZM101 250L102 251L105 250V251L102 252ZM202 250H203V253H202L203 257L202 258L201 257H194L193 258L194 261L190 260L191 264H225L226 263L225 261H222V260H214L215 254H212V253H215V252H213V251H212V253L208 252L211 249L206 250L205 247L203 246ZM20 251H21V254H20L21 259H19L20 256L18 254V253H20ZM77 251H79L81 254L78 253ZM46 252H47V254L50 255L49 257L46 256L47 255ZM106 253L108 255L110 254L109 256H112L114 254H118L119 256L117 255L114 257L103 258V259L101 257L99 258V256L104 255ZM9 255H11V257H9ZM16 255H18V256H16ZM75 255H76V257H75ZM140 256H141V259H140ZM30 257H31V259H29ZM56 257H58V258H56ZM51 258L52 259L56 258V259H55V261L54 260L52 261ZM6 259H8V260H6ZM16 259L17 260L19 259V260L17 261ZM28 261H29V263H28ZM24 263H26V262H24Z\"/></svg>", "mask_w": 264, "mask_h": 264}]
</instances>
